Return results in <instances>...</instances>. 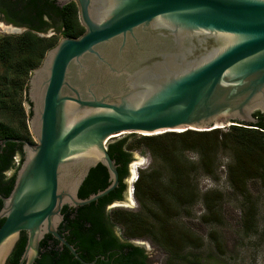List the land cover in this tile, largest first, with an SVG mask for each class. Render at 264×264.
<instances>
[{
	"label": "water",
	"instance_id": "1",
	"mask_svg": "<svg viewBox=\"0 0 264 264\" xmlns=\"http://www.w3.org/2000/svg\"><path fill=\"white\" fill-rule=\"evenodd\" d=\"M56 1H74L85 30L61 37L28 78L33 143L11 139L24 156L0 195V264L22 231L17 264L35 263L46 234L80 259L59 232L61 210L119 185L110 138L248 126L264 115V0ZM97 164L109 183L80 198Z\"/></svg>",
	"mask_w": 264,
	"mask_h": 264
},
{
	"label": "trees",
	"instance_id": "2",
	"mask_svg": "<svg viewBox=\"0 0 264 264\" xmlns=\"http://www.w3.org/2000/svg\"><path fill=\"white\" fill-rule=\"evenodd\" d=\"M2 17L9 23L27 27L19 34H0V195L7 196L24 156L22 144L11 139H25L33 143L27 124L31 111L26 112L23 106L24 100L28 101L30 73L60 37L75 38L85 29L79 22L74 1L61 5L56 0H0ZM50 28L59 36L40 35ZM253 115L257 122L248 126L234 124L225 130L186 129L139 137L130 133L107 144L110 157L118 165L119 185L89 204L78 207L64 205L59 232L83 260L91 261L95 255L109 259L98 258L95 264H149L145 262L147 254L144 248L129 242L135 239H148L162 248L167 254L165 264H179L178 261L187 260L189 252L184 250L191 245L199 246L201 241L195 234L177 225L175 218L179 208L192 204L200 197L206 210L201 219L206 223L220 222L218 206L222 193L215 190L200 194L192 177L198 171L213 176L220 149L230 151L231 161L226 165L227 179L232 190L242 199V224L246 229H252L257 206L250 183H257L264 191V115L260 111ZM141 148L149 155L150 168L140 170L134 182L133 196L138 210L117 207L108 210V205L123 200L126 183L120 184V181L128 176L133 154ZM186 152L195 153L197 161H188ZM7 169L11 170L10 175L4 174ZM108 183L106 168L97 164L80 185L78 196L86 198ZM2 222L1 219L0 225ZM116 227L120 228L121 237L116 234ZM210 237L219 247L217 234L211 232ZM25 241L26 235L22 231L5 264L18 263ZM39 256L34 264L78 262L66 247L60 250L57 240L50 234L41 240Z\"/></svg>",
	"mask_w": 264,
	"mask_h": 264
},
{
	"label": "rangeland",
	"instance_id": "3",
	"mask_svg": "<svg viewBox=\"0 0 264 264\" xmlns=\"http://www.w3.org/2000/svg\"><path fill=\"white\" fill-rule=\"evenodd\" d=\"M24 26L15 25L7 22L3 17L0 18V34H19L23 32ZM43 36H50L59 33L53 28L46 30ZM61 38V37H60ZM59 38V39H60ZM23 106L26 112L30 109L24 100ZM229 123L222 127L225 130ZM122 133L110 138L108 143L114 142L119 138L129 135ZM135 137L146 135L141 133L134 134ZM33 139V138H32ZM186 159L190 162L197 161V155L193 152L185 153ZM231 161V154L228 150H218L213 176H207L198 171L192 177L197 182L200 194L205 191H220L222 199L219 202L218 211L220 222H204L201 216L206 213L204 205L198 197L192 204L183 206L178 210L175 223L182 229L189 230L199 237L200 245L188 246L184 252L187 260L178 261L179 264H264V191L257 183H250V190L257 206L256 222L252 229L243 226V204L242 199L231 188L227 175L226 165ZM150 168V158L145 149L136 150L133 154V161L129 164V174L126 181V190L121 202L107 207L124 208L128 210H138L139 206L134 196H131V185L135 175L142 169ZM116 234L121 237L119 227L115 228ZM215 232L220 241L217 247L210 233ZM133 242L139 243L144 247L149 264H165L167 254L162 248L148 239H135Z\"/></svg>",
	"mask_w": 264,
	"mask_h": 264
},
{
	"label": "flooded vegetation",
	"instance_id": "4",
	"mask_svg": "<svg viewBox=\"0 0 264 264\" xmlns=\"http://www.w3.org/2000/svg\"><path fill=\"white\" fill-rule=\"evenodd\" d=\"M10 173H11V170H5V172H4V174L5 175H10ZM128 177V176H127ZM127 177L126 178H124L122 181H120V184H122V183H126V179H127ZM110 205H108V207H109ZM63 222V220L61 221V223ZM60 226V225H59ZM65 238V237H64ZM66 239V238H65ZM66 241H67V239H66ZM68 242V241H67ZM130 243H133V244H135V245H138L139 243H136V242H133L132 240H130L129 241ZM69 243V242H68ZM69 244H71V243H69ZM72 245V244H71ZM73 246V245H72ZM139 246H141V245H139ZM57 247H59V249L60 250H62L64 247H66L65 245L64 246H62V247H60L59 245H58V241H57ZM74 247V246H73ZM141 247H143V246H141ZM67 248V247H66ZM144 248V247H143ZM68 249V248H67ZM75 249V248H74ZM69 250V249H68ZM75 251H76V249H75ZM70 252V251H69ZM144 252L146 253V251H145V249H144ZM71 253V252H70ZM72 254V253H71ZM78 254V257L80 258V259H76L75 257H74V255L72 254V256H73V258L76 260V261H78V262H74L75 264L77 263V264H85V263H87V264H95L96 263V261H97V259L98 258H100V259H103V260H105V261H108L109 259H108V257H106V259H104V257H103V255H95V257L93 258V260H91V261H85V260H83L82 258H81V256H80V254L79 253H77ZM108 254V253H107ZM40 257V256H39ZM93 261V263H91ZM110 262H112V258H111V261ZM145 262L147 263L148 261H147V257H146V260H145Z\"/></svg>",
	"mask_w": 264,
	"mask_h": 264
},
{
	"label": "clouds",
	"instance_id": "5",
	"mask_svg": "<svg viewBox=\"0 0 264 264\" xmlns=\"http://www.w3.org/2000/svg\"><path fill=\"white\" fill-rule=\"evenodd\" d=\"M136 178H137V175H135L134 180H133V182H132V184H133V188H134V182L136 181ZM133 192H134V189H133ZM132 196H133V193H132Z\"/></svg>",
	"mask_w": 264,
	"mask_h": 264
},
{
	"label": "built area",
	"instance_id": "6",
	"mask_svg": "<svg viewBox=\"0 0 264 264\" xmlns=\"http://www.w3.org/2000/svg\"><path fill=\"white\" fill-rule=\"evenodd\" d=\"M130 189H131V193H133V189H134V188H133V184L131 185V188H130Z\"/></svg>",
	"mask_w": 264,
	"mask_h": 264
}]
</instances>
